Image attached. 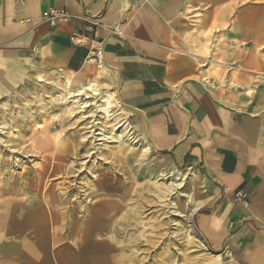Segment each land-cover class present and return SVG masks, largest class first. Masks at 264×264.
I'll list each match as a JSON object with an SVG mask.
<instances>
[{"label":"crops","instance_id":"0c3cea01","mask_svg":"<svg viewBox=\"0 0 264 264\" xmlns=\"http://www.w3.org/2000/svg\"><path fill=\"white\" fill-rule=\"evenodd\" d=\"M254 2L237 12L229 0H0V80L13 82L26 70L21 61H36L65 81L63 75L89 72V57L102 59L121 100L142 115L152 145L187 159L206 179L203 197L194 189L206 210L198 213L196 227L208 247L240 264H264V74L260 79L243 74L242 85L236 78L234 88H227L223 68L212 67L202 85L194 78L198 55L189 51L191 45L182 46V35L194 30L178 21L182 5L196 9L191 21L207 27V61L215 58L216 39L247 41L229 57L239 61L237 69L247 70L243 66L264 65V37H254L257 16L239 21L247 8L264 10V3ZM50 6L74 17L52 25L40 16ZM96 15L100 24L93 35L83 17ZM75 34L85 43L73 44ZM212 77L223 88L215 91ZM132 126L145 139L139 126ZM238 191L247 205L235 198Z\"/></svg>","mask_w":264,"mask_h":264},{"label":"rangeland","instance_id":"374dc122","mask_svg":"<svg viewBox=\"0 0 264 264\" xmlns=\"http://www.w3.org/2000/svg\"><path fill=\"white\" fill-rule=\"evenodd\" d=\"M185 1L187 2L188 0H181V2ZM198 2L203 4L204 0H198ZM230 2L237 5L239 1L235 2L230 0ZM258 2L264 3V0H258ZM205 8L206 6H201L198 9H201V13L205 14ZM240 8H243V6ZM181 10L178 12V21L181 22L180 24L185 29L188 30L190 28V30H194L192 35L186 32L182 35V43H184L182 46L185 43L191 45L192 48L189 51H192L199 57L194 59L197 67L200 69L198 75L194 76L196 80L204 85L201 77L206 76L209 68L212 67L223 68V80L227 88H234L232 82L236 78V82L242 85L243 82L240 80V76L243 74L249 75L250 77L258 76L260 79L259 76L264 74V65L259 66L261 62L253 67L243 66L247 70H242L236 68L237 66H241L239 61H231L232 59L229 58L233 57L234 50L236 52L243 47L247 42L245 40L236 41L227 37L216 39L214 41L215 58L212 61H207V58H205V33L207 27L191 21L196 10L194 7L182 5ZM263 12L264 10L260 11V13ZM96 16L95 20L98 19V15ZM70 41L75 45L85 43H75L76 40L72 38H70ZM260 46H263L261 51L264 52V43ZM94 57L95 55L89 57L87 60V65L90 67L89 72H84L76 76H63L81 81L90 78L101 84L104 89L112 92L114 94L113 115L115 119L122 124L124 130L130 136L142 142H148L152 147L151 153L141 158V152L138 146L135 149L138 151L137 158H140L138 159L139 161L136 162L135 159H130L128 151L131 150V147L126 143L125 138L121 136H119L120 142L122 143L120 146L117 143H110L108 145L104 143L107 145L109 152L107 151V147L101 144V140L95 141L93 137L88 139V141L82 142L81 138L86 131L87 123L93 125L95 118L98 117L99 113L96 111L95 105H90L85 109L86 111H83L84 113L87 111L94 112L93 115L87 114L88 116L84 118L82 117V112L79 111H74L72 114L64 113L62 105L59 104L61 97L60 89L65 83L64 78L60 77L62 74L48 72L43 67H39L40 65H36V61H21V64L26 70H22L20 75H14L13 82L6 81L5 79L0 80V125L9 121L14 131L18 132L25 139L23 143L17 144L14 140L0 133L2 139L10 140L6 142L7 144L3 143L0 145V160L2 159V162L6 164L2 171L16 175L14 177L16 179L14 184L17 183L18 186H24L25 188L34 187L36 185L35 181H37V172L41 170L43 164L49 166L48 161H44V156L46 159H50V153L47 150H42V144L46 142L43 138L57 136L62 144V155L66 158V165L59 175L56 177L53 176L52 184L58 186L69 185L71 188H76V185H78L82 186V189H86V186L90 188L96 184V192L104 191V198L113 199L114 201H120L119 199L122 198V202L128 207L139 206L142 214V223L139 224L136 230L130 231L133 236H138V240L135 242L136 252L130 259V263L157 264L158 259L155 257L156 253L165 248L163 243L168 238L173 239L171 234L172 226L169 224L168 218L169 212L173 209H171V203L176 201L185 202V192L188 190H192L193 194L198 198L194 188L203 197L206 194L207 181L199 168L191 165L187 159H177L170 152L160 151L152 145L146 133V126L142 115L136 108L125 105L120 98L115 83L110 79V70L105 67L102 59L98 60L97 58V60H94L92 59ZM218 61L224 63H219ZM261 61L264 63V58ZM38 72H41L46 77L37 75ZM215 77L218 76L215 75ZM215 77H212L211 81L216 84V91L223 87ZM246 88L249 89V87ZM128 112H130L129 115L127 114ZM100 120H102L105 126L114 127L113 124L107 123L105 119L100 118ZM135 124L144 133L145 139L140 137V133L133 128L132 125ZM114 130L117 132V128ZM95 137L99 136L95 135ZM89 140L93 144H90ZM24 148L26 151H23ZM121 149L123 151H120ZM165 164H170L172 169L168 170L165 168ZM67 169L69 171L66 174L64 172ZM158 173L161 174L159 186L164 192L162 197L157 200L152 192V182L154 180L153 176ZM106 186L107 188L105 189ZM38 194L39 191L37 192L36 190L27 192L25 195L21 193L17 194L15 196L17 200L11 203L12 207L6 210L2 208L0 214H6V211H13L15 212L14 220L18 223V226L21 228L27 226L25 223H28L26 222L28 219L23 218L25 213H27L25 208H27L30 202L38 199ZM73 194L75 196H71L72 199H79V196L83 199L81 205L89 201L90 196H86L83 192L79 193L75 190ZM201 211L206 210L201 208L193 217L195 226H197L196 219L198 213ZM77 224H80V219ZM18 231V227L15 231H12V237L24 236L23 233H19ZM44 232L47 234V231ZM95 236L104 242L107 239V246L110 248L109 251L112 254L115 251L112 242L122 239V236L127 237L123 233L120 236L117 235L110 238L104 231L95 233ZM77 238V231H74L72 235H69L67 231L63 233L60 241L53 249L50 247L46 249L47 261L44 264H80L78 256H81V253L80 249L76 247ZM47 240L49 239L47 238ZM180 243L181 239L176 241V245H180ZM159 253L162 254L161 252ZM201 254L204 257H215L216 264H240V261L235 256H226L220 250H215L211 247L206 251L198 250L193 245L188 246L182 256H178V264H200L202 262ZM1 255H4V253L0 250V257H3ZM18 258H20L19 255H14L16 261L10 264H20L17 260ZM100 259L101 261L91 259V261L85 264H104V259ZM112 259L115 262L113 257Z\"/></svg>","mask_w":264,"mask_h":264},{"label":"bare ground","instance_id":"6f19581e","mask_svg":"<svg viewBox=\"0 0 264 264\" xmlns=\"http://www.w3.org/2000/svg\"><path fill=\"white\" fill-rule=\"evenodd\" d=\"M254 3L253 0H239L237 5L232 3V6L238 12L241 10L240 7ZM256 3H259L258 0ZM255 11H253V8H247L239 17V21L246 23L257 16L259 22L256 24L257 33L254 37L262 38L264 37V12L260 13L258 9H255ZM229 12L230 9L228 8L226 13L229 14ZM60 90L61 97L59 104L62 105L64 113L72 114L74 111H79L82 112V117L84 118L88 116L87 114H94V112L90 111L83 112L90 105H95L96 111L99 113L93 125L87 123L86 131L81 138L82 142L88 141V139L93 137L95 141L101 140V144L105 147L110 143H117L120 146L122 143L119 136H121L125 138L126 143L131 147V150L128 151L130 159H135L136 162L139 161L138 159L140 158H137L138 151L135 149L138 146L141 158L151 153L150 144L130 136L124 130L122 124L115 119L113 115L114 96L112 92L104 89L99 83L90 78L84 81L67 78ZM100 118L105 119L109 124H113L114 127L105 126ZM113 128H117V132ZM94 131L95 135L99 137H95ZM0 133L14 140L17 144L23 143L25 140L22 135L14 131L9 121L0 125ZM43 139L46 142H43L42 150H47L50 153L49 160L44 156V161L47 160L49 166L46 164L42 165L41 170L36 174L37 181H35L36 185L34 187L25 188L24 186H18L17 183L14 184L16 182V179H14L16 175H12L6 171L3 172L2 169L6 164L2 162V159L0 160V173L2 175L0 177V210L2 208L4 210L11 208V203L17 200L15 196L19 193L25 195L30 191H39L38 199L30 202L27 208H25L27 213H25L23 218L28 219L26 221L28 223H25L27 226H23L22 228L18 226V223L14 220L15 212L13 211H6L8 215L7 213L0 214V250L4 253V255H1L3 257H0V264H10L16 261L14 255H19L20 258L17 260L20 264H44L47 261L46 249L49 247L53 249L66 231L69 235L77 231L76 247L80 249L81 253V256H78L80 264L88 263L91 259L101 261L100 258L104 259V264H132L130 263V259L135 255V242L138 240V236H133L130 231L136 230L139 224L142 223V214L139 206L128 207L122 202V198L119 199L120 201L104 198V191L96 192V184L90 188L86 186V189H82V186L78 185H76V188H71L69 185H53L52 178L59 175L65 167L66 158L62 155V144L57 136H47ZM9 141V139H2L0 135V145L3 143L7 144L6 142ZM89 143H92L91 140H89ZM23 151H26V149L24 148ZM107 151L109 152L108 147ZM120 151H123V149ZM164 167L168 170L172 169L170 164H165ZM68 171L69 169L65 170L64 173L67 174ZM160 176L161 174L158 173L153 176L154 180L152 179V192L157 200L162 197L164 192L159 186ZM75 190L76 192H83L86 196H90L89 201L81 205L83 199L80 196L79 199H72L71 196H75L73 194ZM185 196V202H170L171 209H173L169 212L168 218L169 224L172 226L171 234L173 239L168 238L163 243L165 248L159 251L162 254L156 253L157 264H178V256H182L183 252L190 245H193L198 250H209L205 239L193 223V217L203 205V201L196 198L192 190L186 191ZM79 219L80 224H77ZM17 227L19 229L18 232L23 233L24 236L12 237L11 232L15 231ZM44 231H47V234ZM102 231L109 235L110 238L117 235L120 236L123 233L126 234L127 237L122 236V239L112 242L115 249L114 254L109 251L107 239L104 242L102 239L96 238L95 233H101ZM47 238L49 240L46 241ZM180 239V245H176V241ZM201 256L202 262L200 264H216L215 257H204L203 254ZM112 257L115 262H113Z\"/></svg>","mask_w":264,"mask_h":264},{"label":"built area","instance_id":"2783aa9c","mask_svg":"<svg viewBox=\"0 0 264 264\" xmlns=\"http://www.w3.org/2000/svg\"><path fill=\"white\" fill-rule=\"evenodd\" d=\"M40 16L44 21H47L52 25L57 23L68 22L74 17V15L68 12L65 8L54 6H50L42 10ZM83 19L88 22L87 30L93 32V34L95 35L99 26L97 20H95V18L92 20L91 18L86 16H84ZM27 20L28 19H24L23 21ZM71 38L76 40L75 43H83L85 41V37L81 34H75ZM234 195L235 198L240 200L244 205L248 204V200L243 196L240 191L236 192Z\"/></svg>","mask_w":264,"mask_h":264},{"label":"water","instance_id":"95a60500","mask_svg":"<svg viewBox=\"0 0 264 264\" xmlns=\"http://www.w3.org/2000/svg\"><path fill=\"white\" fill-rule=\"evenodd\" d=\"M194 226H195V224H194ZM195 228H196V226H195ZM197 229V228H196ZM206 243V245L208 246V244H207V242H205ZM209 248V247H208Z\"/></svg>","mask_w":264,"mask_h":264}]
</instances>
